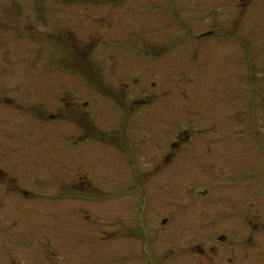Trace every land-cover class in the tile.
<instances>
[{
  "label": "flooded vegetation",
  "instance_id": "1",
  "mask_svg": "<svg viewBox=\"0 0 264 264\" xmlns=\"http://www.w3.org/2000/svg\"><path fill=\"white\" fill-rule=\"evenodd\" d=\"M179 1L0 0V264H80L84 241L93 264H264V142L249 139L264 133V0H206L220 15L185 39L213 38L209 55L234 65L203 84L186 75L188 114L167 130L161 74L114 62L106 76L98 62L106 50L140 63L177 39L167 6ZM139 5L154 9L135 20ZM131 25L140 46L125 42Z\"/></svg>",
  "mask_w": 264,
  "mask_h": 264
},
{
  "label": "rangeland",
  "instance_id": "2",
  "mask_svg": "<svg viewBox=\"0 0 264 264\" xmlns=\"http://www.w3.org/2000/svg\"><path fill=\"white\" fill-rule=\"evenodd\" d=\"M114 3H119L122 0H111ZM188 2V0H187ZM180 0L177 4L173 7L169 5L167 6V11L169 12L170 18L172 19L173 23L175 24L174 31L180 30L179 34L177 35V39L173 40V42H168L167 40H164V45L162 50L161 46H157V48H151L147 47L145 48L144 52H146L147 56H143L142 62L139 63L140 59H137L138 53H125L122 52L121 54L116 55V61L114 58H109V54L106 52V50H103L102 52L103 56L100 58V66H103V68L108 67L109 65H114V62L117 66V74L121 75V71L123 70V66L128 67V70L130 71L131 75L140 76L141 71L145 73L146 77H149L150 74L154 75L155 73L161 74V79L159 80L158 85L162 87L163 95L162 99L159 101L156 110L163 112V114H159L161 121L157 122V124L162 125L165 130L172 128L174 126V117L178 116V111H180V115L188 114L189 111V99L192 97L191 92V84H189V81L186 78V75L188 76L189 73L192 74V72L196 71L198 74V79L203 84L204 77H208L209 74H213L217 72V69L221 67H226L234 65L235 58L231 55L228 56H222L220 54L221 49L216 50V54L209 55L210 51L212 50V43L213 38L205 37V36H196L191 39H185V36L187 35H193L196 33L198 29H203L207 25L208 19H213L215 16L213 15H220L219 12L217 13L216 10L210 9L209 3H207L206 0H189L191 2L189 5L188 3ZM154 3V2H152ZM194 5V7L191 9V7ZM214 7V6H213ZM219 7V5H218ZM215 8V7H214ZM147 11H145V8H142L141 5L137 6L136 8L132 9V13H130V17L134 18L135 20L137 18H143L144 13L153 10L154 8L147 7ZM216 9V8H215ZM218 9V8H217ZM103 9H100L99 12L95 11L98 16H100L99 13L106 14V12L102 11ZM222 13H225V10H221ZM87 13V11L85 12ZM112 16H115V14H111ZM146 15V14H145ZM95 16V15H94ZM151 16V14L149 15ZM152 19L155 18L151 17ZM216 18V17H215ZM128 24V23H126ZM155 24V22H153ZM129 26V24H128ZM133 28L130 32L129 41L124 39V37L121 36H115L111 37L113 40V44H124V41L129 43L133 46H140L141 42L139 39L140 34L142 33L140 30V27L137 26L134 28V26L131 25ZM162 29H165L166 26L163 23L161 26ZM117 35V34H116ZM84 38H86V35H84ZM106 40L107 37L105 38ZM161 45L163 42L160 43ZM188 47H184L183 45H187ZM168 45V46H167ZM180 48V49H179ZM179 50V51H178ZM151 51L154 52H160L159 54V60L154 61L150 56ZM107 53V54H106ZM135 54V55H134ZM207 54L212 60L216 59L218 61L223 62V64H216V65H210L209 64V58L207 57ZM264 58L263 55L259 58ZM256 59L258 60V56H256ZM29 60V54L27 55V52H25L22 55V62H24V66L26 67ZM215 60V61H216ZM154 62H158L155 64ZM190 62H192L193 66H191ZM115 66V65H114ZM142 68V69H141ZM141 70V71H140ZM223 71V68L220 69V72ZM106 73V76H108V69L104 70ZM123 75V74H122ZM183 76V77H182ZM160 78V76H159ZM199 84L198 88L196 89L195 86V92L199 91L202 94H205V91L203 89V85ZM193 89V88H192ZM194 91V90H192ZM179 92V108L177 109L176 101H174V97L177 96V93ZM181 92L183 95L181 96ZM209 97V95H208ZM212 100L216 101L217 109L222 107V103H224L222 96L220 95H212ZM264 100V98H263ZM230 100L228 101V103ZM154 110L155 108L152 107ZM167 112L169 114V117L165 116L164 113ZM107 116H99V118L95 119V124H104L107 123ZM150 124V122L148 123ZM260 130H254V132L251 133L249 139L251 140L250 143L253 147H255L257 150L258 146L261 142H264V133L259 132ZM136 132V131H134ZM99 156L101 159V164H106L108 161H103L107 158L108 153L103 148H100L99 150ZM105 151V153H103ZM258 151V156H259ZM261 160H264V154H261ZM100 170L107 171L106 165H100ZM186 179V176L184 177ZM183 196L186 197V195L183 194ZM186 202V200H185ZM45 223L47 225L54 226L56 224H60V219L55 220L54 218L46 217L44 218ZM81 228L83 230H87L89 226L85 224H81ZM39 235H42L39 234ZM82 249L81 256H80V264H93L92 261V243L84 241L82 243ZM81 246V245H80Z\"/></svg>",
  "mask_w": 264,
  "mask_h": 264
}]
</instances>
